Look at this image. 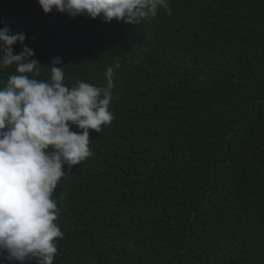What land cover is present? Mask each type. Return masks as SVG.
Listing matches in <instances>:
<instances>
[{
  "label": "trees",
  "instance_id": "1",
  "mask_svg": "<svg viewBox=\"0 0 264 264\" xmlns=\"http://www.w3.org/2000/svg\"><path fill=\"white\" fill-rule=\"evenodd\" d=\"M169 7L133 26L0 0V28L62 57L66 83L114 68V119L53 194L54 264H264V0Z\"/></svg>",
  "mask_w": 264,
  "mask_h": 264
},
{
  "label": "clouds",
  "instance_id": "2",
  "mask_svg": "<svg viewBox=\"0 0 264 264\" xmlns=\"http://www.w3.org/2000/svg\"><path fill=\"white\" fill-rule=\"evenodd\" d=\"M37 2L45 14L133 26L161 9L172 14L169 0ZM26 39L23 32L0 28V264H54L63 232L53 194L62 178L92 155L91 133H101L114 119V68H107L104 87L84 80L68 84L62 57L41 66L31 59L35 52ZM17 43L22 51L14 54Z\"/></svg>",
  "mask_w": 264,
  "mask_h": 264
}]
</instances>
